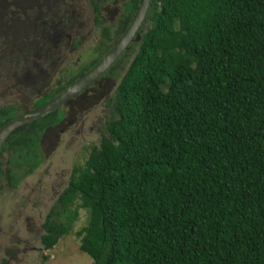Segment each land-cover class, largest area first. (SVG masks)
Returning a JSON list of instances; mask_svg holds the SVG:
<instances>
[{"label": "trees", "instance_id": "1", "mask_svg": "<svg viewBox=\"0 0 264 264\" xmlns=\"http://www.w3.org/2000/svg\"><path fill=\"white\" fill-rule=\"evenodd\" d=\"M139 3L123 6L112 32L91 1L103 39L97 56L75 74L65 69L70 78L33 107L93 67ZM136 35L106 71L130 60L113 75L99 144L73 168L42 227V249L70 233L76 201L87 215L78 250L90 264H264V0H151ZM15 108H0V126ZM59 118L56 110L7 137L6 188L39 167L42 130Z\"/></svg>", "mask_w": 264, "mask_h": 264}, {"label": "rangeland", "instance_id": "2", "mask_svg": "<svg viewBox=\"0 0 264 264\" xmlns=\"http://www.w3.org/2000/svg\"><path fill=\"white\" fill-rule=\"evenodd\" d=\"M91 1L97 3L96 0H72V2L71 0H49L51 4L57 3L62 8L64 20L71 18L73 13L78 28L72 31V38L76 42H80L77 47L68 50L65 48L66 45L60 41L57 44L60 47V51L57 52L60 57L56 58L59 61L55 59L49 62L51 64L58 62L53 74L46 72V65L40 63L41 72H30V82L33 83L35 77L39 78L38 83L36 85L34 83L31 87L24 88L19 84L10 90L5 89L4 92L1 90L3 88L2 80L6 82L7 75L11 74L15 66L18 65L11 60L15 55L22 53H19L22 44L11 36L6 35L5 38L0 36V75L2 76L0 107L4 104L16 105L18 115L32 111L34 99L42 97L45 93V90L42 91V87L54 88L58 78L69 79L70 76L66 73L75 74L83 61V63L89 64L97 56L98 42L103 39L100 35V28L92 24ZM97 1L103 23L111 28L112 32L119 31L117 18L120 10L123 11L122 5L114 7L110 0ZM62 10H59L60 14H62ZM112 11L115 14L110 16L109 13ZM111 35L116 34L112 33ZM105 43L109 45L107 41ZM12 51L16 52L12 53ZM25 52L30 55L32 51L26 50ZM1 55L12 58L1 60ZM117 67L120 69L117 73H122L121 66ZM117 73L111 70V73L107 72L103 76L112 79L113 75ZM9 77L11 78V76ZM8 81L12 82L8 79L7 84ZM115 81L117 84V79ZM113 88L111 86L109 91L101 94L102 89L93 84L81 92L79 95L86 93L90 97L97 98L91 102L86 101L88 103L85 107L79 106V110L73 118L75 123L68 131L60 134L58 140L52 142L53 134L46 135L47 139L42 149L45 152L51 149L34 173L25 178L16 188H6L5 184L0 181V264L91 263V259L78 250L79 242L75 233L85 226L87 215L83 209L77 206L78 202L76 201L69 207V211L76 214L70 233L60 237L50 250L42 249L39 238L46 219L51 215V219L54 217L53 211L57 209L54 203L66 188L73 168L82 166L91 147L99 144L104 127L109 120V101ZM91 90L92 93L88 92ZM0 159L4 163L5 155H2Z\"/></svg>", "mask_w": 264, "mask_h": 264}, {"label": "flooded vegetation", "instance_id": "3", "mask_svg": "<svg viewBox=\"0 0 264 264\" xmlns=\"http://www.w3.org/2000/svg\"><path fill=\"white\" fill-rule=\"evenodd\" d=\"M110 1H112L114 7H118V5L121 4L123 8V6H125V4L128 3L129 0H110ZM96 2L99 3L97 0ZM2 10L4 11L2 12ZM59 10H62V8L59 7L57 3L51 4L49 0H0V14H1L0 33L3 35L1 37L5 38V36L8 35L13 37L14 40L16 39L19 40V42H21L22 44L21 46L22 48L21 50H19V53L21 52L22 53L17 56L15 55V57H13L14 60L17 58L15 61L16 63H18V65L15 66L11 74L7 75L6 82L2 80L3 88L1 90L3 92L5 89L10 90L19 84L24 88L31 87L34 83L36 85V83H38L39 81V78L35 77V81L33 83L30 82V72L33 71L41 72V70L39 69L40 63L46 65L45 66L46 72H48L49 74H53V71L56 68L58 62L56 64L55 63L51 64L49 62L55 60L56 58L59 59L60 54H57V52L60 51V47H58L57 44H59L60 41H62V43L66 45L65 48L68 50L77 47L80 41L76 42L72 38V31L78 28L77 25L78 23L75 21L73 13L71 18L70 17L69 19L65 18L64 20L63 10H62V14H60ZM122 12L123 11L120 10V13ZM113 14H115L114 11H112V13H109L110 16ZM6 31L8 32L7 34L4 33ZM26 50H29L30 52L32 51L33 55L32 52L29 55V53L25 52ZM13 52L16 51H12V53ZM11 58L8 57L6 58L5 55H1V60L11 59ZM14 60L12 59L11 61H13L14 63ZM103 75H101L97 79V81L93 83L95 84V86H99L102 89L101 94L106 93L107 91H109V88L111 86L114 87L116 85V82L113 81V79H107ZM9 76H11V78ZM1 78L2 76L0 75V80ZM8 79H10L12 82L9 83L8 81L7 84ZM93 84H91V86ZM45 89H46L45 87H42V91ZM30 92H26V93L29 94ZM88 92L92 93L93 91L91 90ZM39 98L40 97L34 99L32 103V107L34 106L35 100ZM73 98H74L73 100L69 102L67 101L59 108L60 110L59 120L55 121L53 125H49L42 130L41 137L39 139V146L43 153V160H45L46 154L51 149L50 148L46 150V152L42 149L47 139L46 135L53 134L52 142L58 140V136L64 133L65 131H68L71 125L75 123V120H73V118H74V114L79 110V106L85 107L86 103L95 100L97 97H90L85 93ZM7 105L10 106L13 104H4L0 108H3ZM34 109L35 108L33 107L32 111ZM14 113L16 117L18 115L16 113V110L14 111ZM54 133L56 134L54 135Z\"/></svg>", "mask_w": 264, "mask_h": 264}, {"label": "water", "instance_id": "4", "mask_svg": "<svg viewBox=\"0 0 264 264\" xmlns=\"http://www.w3.org/2000/svg\"><path fill=\"white\" fill-rule=\"evenodd\" d=\"M150 2L151 0H140L136 13L127 29L105 54V56H103L93 67H91L82 76L43 106L34 109L33 111L17 115L2 124L0 126V148L13 131L42 119L73 97L78 96L81 92L91 86V84L96 82L97 79L114 63L116 58L128 48L130 43L138 38L136 33L146 17Z\"/></svg>", "mask_w": 264, "mask_h": 264}, {"label": "clouds", "instance_id": "5", "mask_svg": "<svg viewBox=\"0 0 264 264\" xmlns=\"http://www.w3.org/2000/svg\"><path fill=\"white\" fill-rule=\"evenodd\" d=\"M115 42H116V41H115ZM113 45H114V44H113ZM113 45H112V46H113ZM112 46H111V47H112ZM109 50H110V49H109ZM124 51H125V50H124ZM107 52H108V51H107ZM122 53H123V52H122ZM122 53H121V54H122ZM121 54L116 58V60L121 56ZM103 56H105V55H103ZM103 56H102V57H103ZM100 60H101V59H100ZM100 60H99V61H100ZM116 60H115V61H116ZM115 61H114V63H115ZM129 62H130V60L128 59V60L124 61L123 63H121L120 65H118V66H121L122 72H124V70H125V68H126V66H127V64H128ZM114 63H113V64H114ZM113 64H112V65H113ZM112 65H111V66H112ZM111 66H110V67H111ZM110 67H109V68H110ZM115 67H117V66H115ZM109 68H108V70H109ZM108 70H107V71H108ZM105 73H106V72H105ZM105 73H104V74H105ZM117 74L120 75L119 73H117ZM53 98H54V97H53ZM49 101H50V100H49ZM49 101H48V102H49ZM42 106H43V105H42ZM59 108H60V107H59ZM59 108L56 109V110H59ZM56 110H55V111H56ZM53 112H54V111H53Z\"/></svg>", "mask_w": 264, "mask_h": 264}]
</instances>
